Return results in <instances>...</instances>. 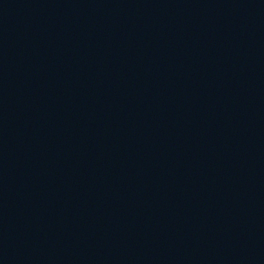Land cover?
Wrapping results in <instances>:
<instances>
[{"label": "water", "instance_id": "95a60500", "mask_svg": "<svg viewBox=\"0 0 264 264\" xmlns=\"http://www.w3.org/2000/svg\"><path fill=\"white\" fill-rule=\"evenodd\" d=\"M0 264H264V0H0Z\"/></svg>", "mask_w": 264, "mask_h": 264}]
</instances>
